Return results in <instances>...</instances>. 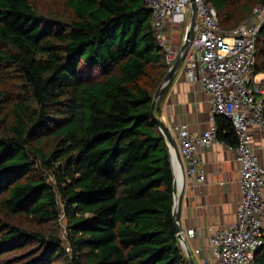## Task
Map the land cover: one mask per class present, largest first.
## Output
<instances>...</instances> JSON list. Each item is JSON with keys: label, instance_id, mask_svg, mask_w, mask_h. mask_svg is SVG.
Wrapping results in <instances>:
<instances>
[{"label": "trees", "instance_id": "trees-1", "mask_svg": "<svg viewBox=\"0 0 264 264\" xmlns=\"http://www.w3.org/2000/svg\"><path fill=\"white\" fill-rule=\"evenodd\" d=\"M53 1L43 12L0 0V264H189L168 148L149 113L168 69L149 9ZM205 2L228 31L264 0ZM253 72L264 75V21ZM215 122L233 145L229 121ZM253 264H264V245Z\"/></svg>", "mask_w": 264, "mask_h": 264}, {"label": "built area", "instance_id": "built-area-1", "mask_svg": "<svg viewBox=\"0 0 264 264\" xmlns=\"http://www.w3.org/2000/svg\"><path fill=\"white\" fill-rule=\"evenodd\" d=\"M142 1L150 11L151 32L169 68L178 49L171 45L165 26L167 22L184 25L185 33L189 0ZM192 2L197 23L181 67L188 80L195 79L200 84L206 96L208 126L197 132H190L185 123L167 129L177 140L184 176L202 183L204 173L196 150L214 142L223 143L216 137L215 116L229 121L234 144L225 145L238 163L240 199L235 220L211 232L209 258L202 259L201 264H253L254 252L264 245V165L259 162L252 144V132L264 134V75L253 72L255 41L264 21V3L253 6L247 19L225 31L219 27L210 3L205 0ZM170 165L179 175L173 153H170ZM183 234L192 237L195 229ZM177 241L184 252L182 242Z\"/></svg>", "mask_w": 264, "mask_h": 264}, {"label": "crops", "instance_id": "crops-1", "mask_svg": "<svg viewBox=\"0 0 264 264\" xmlns=\"http://www.w3.org/2000/svg\"><path fill=\"white\" fill-rule=\"evenodd\" d=\"M165 32L171 45L178 49L182 43L184 25L167 22ZM163 89V94L155 101L156 118L166 128L185 123L190 132H197L208 126L209 105L206 96L195 79L188 80L181 63ZM173 138L177 147V140ZM252 144L259 162L264 165V134L252 132ZM196 154L202 162L204 180L197 183L193 178L184 176L179 225L184 232L195 229V235L185 237V243L194 263L201 264L202 259L209 258L211 232L235 220L240 192L238 163L224 143L214 142L209 147H198Z\"/></svg>", "mask_w": 264, "mask_h": 264}, {"label": "water", "instance_id": "water-1", "mask_svg": "<svg viewBox=\"0 0 264 264\" xmlns=\"http://www.w3.org/2000/svg\"><path fill=\"white\" fill-rule=\"evenodd\" d=\"M196 23H197V21H196L195 6H194V3L192 2V0H189V15H188L187 27H186V31L184 33L183 41L178 48L177 56L173 60L171 66L167 69L161 83L159 84V86L155 90V92L152 96V100H151L150 108H149L150 116L152 117V119L156 123L157 128H158L159 132L161 133V135L164 139V142L168 148L169 157H170V153H173V156H174V158H175V160L179 166V170H180L179 175H178L179 185H177V181H176L177 177H176V175H175V173L171 167L172 176H173V178H172V198H173V201H172L171 216H172L174 231L176 234V239L182 242L183 247H184L185 256H186L189 264H195V263H194L191 255H190V253L186 247L185 237L183 234L184 231L179 225V211H180V202H181V195H182V191H183V180H184L183 167H182V163L180 160V156L178 154L175 139L171 136V134L169 133L166 126L163 125L161 123V121L158 120L154 116L153 109H154L155 101L158 98L161 90L172 79L173 74L178 69V67L180 66V63L183 60V57H184L185 52L188 48L189 42L193 36L194 27H195Z\"/></svg>", "mask_w": 264, "mask_h": 264}, {"label": "rangeland", "instance_id": "rangeland-1", "mask_svg": "<svg viewBox=\"0 0 264 264\" xmlns=\"http://www.w3.org/2000/svg\"><path fill=\"white\" fill-rule=\"evenodd\" d=\"M32 1L43 12L47 11V6H50L49 8H52L51 6L55 5L53 0H32ZM185 21H186V19H185ZM44 226L48 227V223H45ZM57 231H58L59 237L63 240L64 239V222H63V219L61 218V216L58 219Z\"/></svg>", "mask_w": 264, "mask_h": 264}, {"label": "bare ground", "instance_id": "bare-ground-1", "mask_svg": "<svg viewBox=\"0 0 264 264\" xmlns=\"http://www.w3.org/2000/svg\"><path fill=\"white\" fill-rule=\"evenodd\" d=\"M175 174H176V177H177V179H176V181H177V185H179L178 174H177V172H176Z\"/></svg>", "mask_w": 264, "mask_h": 264}]
</instances>
